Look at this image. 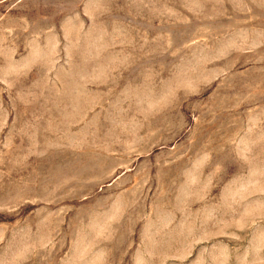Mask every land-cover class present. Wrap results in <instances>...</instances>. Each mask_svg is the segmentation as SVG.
Masks as SVG:
<instances>
[{
	"label": "rangeland",
	"instance_id": "1",
	"mask_svg": "<svg viewBox=\"0 0 264 264\" xmlns=\"http://www.w3.org/2000/svg\"><path fill=\"white\" fill-rule=\"evenodd\" d=\"M0 264H264V0H0Z\"/></svg>",
	"mask_w": 264,
	"mask_h": 264
}]
</instances>
